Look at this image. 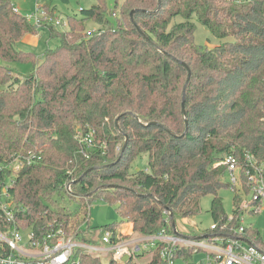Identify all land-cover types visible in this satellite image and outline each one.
I'll use <instances>...</instances> for the list:
<instances>
[{
  "label": "trees",
  "instance_id": "trees-1",
  "mask_svg": "<svg viewBox=\"0 0 264 264\" xmlns=\"http://www.w3.org/2000/svg\"><path fill=\"white\" fill-rule=\"evenodd\" d=\"M51 1L37 0L44 8ZM157 6L158 0H123L119 8L115 0L108 11L98 0L80 9L98 25L89 33L75 16L65 31L46 22L54 45L39 60L16 46L37 26L0 0V178L12 174L15 157H34L11 187L23 227L80 236L75 226L82 215L85 221L88 204L104 199L117 203L119 224L132 222L135 232L150 234L168 226L167 214L175 221L198 213L205 195L217 221L227 215L219 192L228 185L225 166L215 164L248 153L264 168V0H160ZM133 9L140 10L131 17ZM194 19L229 40L195 43ZM175 59L188 65V81ZM17 62L32 63L34 72L10 74L9 64ZM77 125L91 128L83 136L92 135V147L80 142ZM143 155L148 170L130 171ZM65 194L78 206L58 207ZM238 201L235 195L239 215L245 211ZM244 229L264 249L260 232ZM82 263L102 264L94 254H84ZM150 264H160L156 253Z\"/></svg>",
  "mask_w": 264,
  "mask_h": 264
},
{
  "label": "built area",
  "instance_id": "built-area-1",
  "mask_svg": "<svg viewBox=\"0 0 264 264\" xmlns=\"http://www.w3.org/2000/svg\"><path fill=\"white\" fill-rule=\"evenodd\" d=\"M41 14L35 15L37 23ZM47 23L62 26L58 17L47 20ZM91 136L80 137V142L87 148L92 147ZM23 157H15L11 161L12 174H3L0 178V264H83L84 254H94L100 261L107 257V264L110 261L129 264L133 258L135 262L132 264H150L154 253L160 264H264V249L245 233L244 213L232 212L209 228H195V232L178 226L176 220L173 227L168 214L165 218L168 226L150 234L135 232L132 222L98 232L80 226V236L62 228L40 234L31 226L23 227L16 218L11 196L16 172L34 161L31 154ZM218 165L225 166L224 179L228 188L241 197L239 209L245 213H249V209L259 213L264 207L263 165L248 153L242 159L226 156L215 164ZM71 183L65 185L68 193L72 189ZM252 199L258 200V204L251 205ZM25 231L27 238L24 241L22 233ZM4 248L8 251L5 252Z\"/></svg>",
  "mask_w": 264,
  "mask_h": 264
},
{
  "label": "rangeland",
  "instance_id": "rangeland-1",
  "mask_svg": "<svg viewBox=\"0 0 264 264\" xmlns=\"http://www.w3.org/2000/svg\"><path fill=\"white\" fill-rule=\"evenodd\" d=\"M14 12L22 14L27 17L33 24H36L37 31L35 34H26L24 35L17 43L16 46L18 49L23 51L33 52L37 59H42L44 56L49 44L54 45L53 41H49V31L48 28L44 27L43 24L52 18L58 17L62 26H58L57 29L60 30H69L70 24L69 19L73 16L76 17V21H83V26L85 31L88 33L92 30L97 29L98 25L92 19H84L81 15L82 12L80 9L90 8L92 5L97 4L98 0H52L47 8L42 7V3L37 2V0H9ZM108 11H114V2L115 0H105ZM119 8L123 4V0H118ZM40 11H38V6ZM118 8V9H119ZM38 15V23L36 21V14ZM116 15L118 13L116 12ZM180 17H177L176 20H180ZM196 23V30L194 32V41L200 45H206L207 47H214L216 44L220 43L226 39H218L212 35L210 30L200 24L198 21L194 19ZM12 67V75H17L18 77H22L24 75H28L34 72V65L30 62H17L10 63ZM80 125L76 127L77 135L83 137V131H91L90 127L85 126V129H82ZM126 140V139H125ZM125 142V141H124ZM124 143L121 141L118 145L123 147ZM118 146V148H119ZM147 165V156L143 155L142 157H138L134 159L131 163L130 171H135L137 169H146ZM71 192V191H70ZM70 192L68 193L70 195ZM223 211L230 215L233 212L234 207V197L235 193L232 192L228 187L222 189L219 192ZM211 195H205L201 198L199 202V210L195 215L185 217V218H176V223L178 226H184L189 232H195V228L206 229L209 228L212 224L215 223L214 218L210 212L211 205ZM237 199H241L238 195ZM241 203V200L238 201V205ZM69 206L70 209H73L78 206L77 202L74 199H71L68 195L65 194L64 201L62 204H59L58 207L61 209H67ZM117 203L116 202H108L104 199H96L92 200L88 206L85 221L83 219V215L81 216V220L75 226L82 229L92 228L95 229H103L108 225H117L121 222L120 216L116 210ZM63 210V211H64ZM244 219L246 225H253L261 235V239L264 241V207H262L259 213L251 214L244 213ZM84 222V223H83ZM64 231V230H63ZM65 232H68L65 231ZM23 240L25 241L27 238V232L22 233ZM250 237V234L248 235ZM264 247V245H262ZM135 262V258L131 260ZM108 258H102L101 263L107 264ZM129 263V264H132Z\"/></svg>",
  "mask_w": 264,
  "mask_h": 264
},
{
  "label": "water",
  "instance_id": "water-1",
  "mask_svg": "<svg viewBox=\"0 0 264 264\" xmlns=\"http://www.w3.org/2000/svg\"><path fill=\"white\" fill-rule=\"evenodd\" d=\"M160 7V0H158V6H157V8H159ZM140 9H133L131 12H130V15H131V17L133 16V14H134V12H136V11H139ZM152 12H154V11H152ZM172 57V56H171ZM178 63H180V64H182V65H184L185 67H186V69H187V71H188V77H187V81L189 80V78H190V69H189V67H188V65L186 64V63H184V62H182L181 60H178V59H175ZM186 84H187V82H186ZM186 84L184 85V88H183V96H182V102H181V109H182V114H183V116L185 117V124H186V126H187V119H186V110H185V99H186ZM187 128V127H186ZM126 140H125V142H124V145H123V147H122V150L125 148V146H126V144H127V137L125 138ZM89 171V170H88ZM170 216H171V221H172V226L174 227V219H173V217H172V213H170ZM127 257H124V259H126Z\"/></svg>",
  "mask_w": 264,
  "mask_h": 264
},
{
  "label": "crops",
  "instance_id": "crops-1",
  "mask_svg": "<svg viewBox=\"0 0 264 264\" xmlns=\"http://www.w3.org/2000/svg\"><path fill=\"white\" fill-rule=\"evenodd\" d=\"M252 238V237H251Z\"/></svg>",
  "mask_w": 264,
  "mask_h": 264
}]
</instances>
